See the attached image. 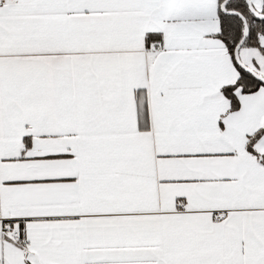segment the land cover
Here are the masks:
<instances>
[{
	"label": "snow or ice",
	"instance_id": "obj_1",
	"mask_svg": "<svg viewBox=\"0 0 264 264\" xmlns=\"http://www.w3.org/2000/svg\"><path fill=\"white\" fill-rule=\"evenodd\" d=\"M0 264H264V0H0Z\"/></svg>",
	"mask_w": 264,
	"mask_h": 264
}]
</instances>
